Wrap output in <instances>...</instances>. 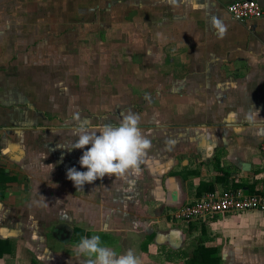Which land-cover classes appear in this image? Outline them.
<instances>
[{
    "label": "crops",
    "instance_id": "crops-1",
    "mask_svg": "<svg viewBox=\"0 0 264 264\" xmlns=\"http://www.w3.org/2000/svg\"><path fill=\"white\" fill-rule=\"evenodd\" d=\"M232 1L0 0V238L15 247L0 264H81L73 247L93 234L144 264H184L195 248L264 264L263 211L172 217L215 189L264 198V0L243 22ZM94 67L124 79L112 105L90 102ZM129 111L152 145L140 175L77 189L75 129Z\"/></svg>",
    "mask_w": 264,
    "mask_h": 264
},
{
    "label": "clouds",
    "instance_id": "clouds-1",
    "mask_svg": "<svg viewBox=\"0 0 264 264\" xmlns=\"http://www.w3.org/2000/svg\"><path fill=\"white\" fill-rule=\"evenodd\" d=\"M169 2L174 3L175 0ZM211 23L218 30V35L225 34L226 26L219 18H213ZM74 135L77 139L70 149H84L79 164L86 171L72 167L66 175L81 190L86 183L91 184L105 175L116 178L140 175L143 159L152 146L141 131L140 117L131 111L122 114L118 124L94 126L80 123ZM73 253L81 264H144L142 257L133 249L117 252L105 245L97 234L81 237L74 245Z\"/></svg>",
    "mask_w": 264,
    "mask_h": 264
},
{
    "label": "built area",
    "instance_id": "built-area-1",
    "mask_svg": "<svg viewBox=\"0 0 264 264\" xmlns=\"http://www.w3.org/2000/svg\"><path fill=\"white\" fill-rule=\"evenodd\" d=\"M227 10L234 20L243 22L252 18H259L263 9L256 0H234L227 6ZM264 154V142L260 145ZM246 210L264 212V198L257 194H244L241 189L223 188L206 192L201 198L186 203L174 210L175 220L191 222L203 219L217 213H231Z\"/></svg>",
    "mask_w": 264,
    "mask_h": 264
},
{
    "label": "rangeland",
    "instance_id": "rangeland-1",
    "mask_svg": "<svg viewBox=\"0 0 264 264\" xmlns=\"http://www.w3.org/2000/svg\"><path fill=\"white\" fill-rule=\"evenodd\" d=\"M30 46H33V45H28L27 47H30ZM95 68V67H94ZM97 68H95V70L94 71H91L90 70V73H89V82H90V84H92V86H93V88H90L89 89V92H90V102H92L93 100L92 99H94L95 100V103H101L102 102V100H103V102L104 103H108V104H110V105H112V97H113V93L115 92V91H117L118 93H119V91H121V92H124V89L123 88H121V87H118V88H116L115 87V89H113V85H111V84H113V82H118V81H124V79L122 78V75L120 74L119 75V77H118V74H116V78L114 77V79L112 80V79H110V78H108V77H110L109 75H103L102 76V78L100 77V73L99 72H101L102 71V69L103 68H99L98 69V71L96 70ZM118 78V79H117ZM107 81H110V84H108L107 86H111V87H107L106 85H105V83L107 82ZM101 82H103L104 83V86H102V87H100V83ZM98 85H99V87H98ZM101 93H103L104 95L102 96L101 95ZM109 105V106H110ZM110 108H111V106H110ZM90 109H91V107H90ZM93 123H95V121H90V124H93ZM57 242H55V241H52V240H50V246H54V247H59V246H62V245H60V244H58L57 243V245H55ZM71 258H75L74 256L73 257H71ZM46 262H47V264H50V262L49 261H47V260H45ZM60 261H62V259H60ZM37 262V261H36ZM38 264H41V263H39V262H37ZM57 263H58V260H57ZM60 263V262H59ZM58 263V264H59ZM74 263H77V260H75V262ZM42 264H46L45 262L44 263H42ZM62 264V263H61Z\"/></svg>",
    "mask_w": 264,
    "mask_h": 264
},
{
    "label": "trees",
    "instance_id": "trees-1",
    "mask_svg": "<svg viewBox=\"0 0 264 264\" xmlns=\"http://www.w3.org/2000/svg\"><path fill=\"white\" fill-rule=\"evenodd\" d=\"M14 250V244L10 240L0 238V257L5 253H13ZM214 253L215 252L212 249L195 248L184 259V264H218L219 259ZM168 256L173 261H177L179 258L178 252L170 253ZM31 264L38 263L35 260H32Z\"/></svg>",
    "mask_w": 264,
    "mask_h": 264
},
{
    "label": "water",
    "instance_id": "water-1",
    "mask_svg": "<svg viewBox=\"0 0 264 264\" xmlns=\"http://www.w3.org/2000/svg\"><path fill=\"white\" fill-rule=\"evenodd\" d=\"M159 237H160V235H159Z\"/></svg>",
    "mask_w": 264,
    "mask_h": 264
}]
</instances>
